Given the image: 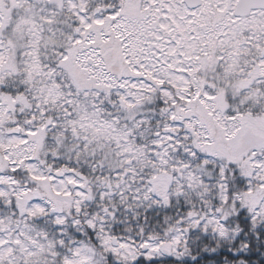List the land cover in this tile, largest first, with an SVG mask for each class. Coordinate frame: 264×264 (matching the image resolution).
<instances>
[{
  "label": "snow or ice",
  "instance_id": "snow-or-ice-1",
  "mask_svg": "<svg viewBox=\"0 0 264 264\" xmlns=\"http://www.w3.org/2000/svg\"><path fill=\"white\" fill-rule=\"evenodd\" d=\"M0 264H264V0H0Z\"/></svg>",
  "mask_w": 264,
  "mask_h": 264
}]
</instances>
